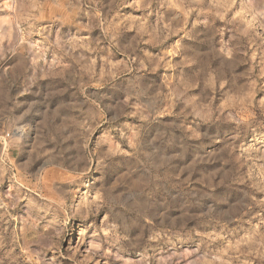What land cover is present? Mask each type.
<instances>
[{
  "label": "clouds",
  "instance_id": "obj_1",
  "mask_svg": "<svg viewBox=\"0 0 264 264\" xmlns=\"http://www.w3.org/2000/svg\"><path fill=\"white\" fill-rule=\"evenodd\" d=\"M0 264H264V0H0Z\"/></svg>",
  "mask_w": 264,
  "mask_h": 264
}]
</instances>
